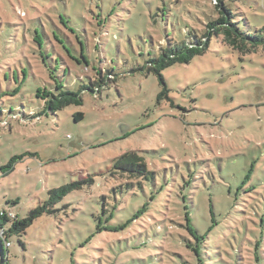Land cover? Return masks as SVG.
Returning a JSON list of instances; mask_svg holds the SVG:
<instances>
[{"label":"rangeland","instance_id":"1","mask_svg":"<svg viewBox=\"0 0 264 264\" xmlns=\"http://www.w3.org/2000/svg\"><path fill=\"white\" fill-rule=\"evenodd\" d=\"M220 3L264 37V0H0V167L26 156L0 171V210L24 219L94 180L12 234L7 264H264L263 46L214 35L163 71V96L146 72L168 41L206 34ZM52 75L76 93L106 86L54 114L38 97ZM130 151L154 177L114 170Z\"/></svg>","mask_w":264,"mask_h":264},{"label":"trees","instance_id":"2","mask_svg":"<svg viewBox=\"0 0 264 264\" xmlns=\"http://www.w3.org/2000/svg\"><path fill=\"white\" fill-rule=\"evenodd\" d=\"M220 7L221 17L208 25V31L206 34L199 37L198 35H191L185 41L174 42L168 41V46L162 49L161 55L158 58L151 59L148 62L146 69L147 73H154L158 76L161 84L164 86L163 93L160 96L165 95L168 90L163 77V71L176 64H189L195 57L203 55L210 47L211 40L214 35L222 36L223 41L231 48L236 50H248L249 48L256 49L259 46L264 48V37L259 35H251L244 33L238 24L234 21L233 13L227 9L224 4L218 5ZM110 78L111 74H107ZM56 83V92L48 90L39 91L38 97L45 101V110L51 113H57L58 111L70 106L81 105L83 99L81 93L83 91H90L92 93L99 92L105 85L104 79H100L96 84V88L83 87L79 93L73 92L65 87L55 75H52ZM82 113L76 116V120L83 118ZM26 157L25 155L14 157L8 165L0 167V171L7 175L14 170L15 163ZM114 170L117 173L127 174L130 177L139 181L140 178L148 179L154 177V174L149 171L144 157L135 151H130L122 154L118 157L113 165ZM94 180L84 181L81 183L67 184L58 189H53L49 193V199L42 206L34 209L30 212L27 218L20 219L13 212L6 210H0V257L1 264H7V256L4 250V245L9 243L8 238L12 234L22 235L30 227L35 219L39 218L45 213L52 212V208L56 203L63 200L70 193L80 190L83 184L91 185ZM143 208L140 212L145 210ZM187 229L190 234L196 239L198 243L205 240V236L200 235L198 230L192 225L190 221V215L187 213ZM199 254L198 249H194Z\"/></svg>","mask_w":264,"mask_h":264},{"label":"built area","instance_id":"3","mask_svg":"<svg viewBox=\"0 0 264 264\" xmlns=\"http://www.w3.org/2000/svg\"><path fill=\"white\" fill-rule=\"evenodd\" d=\"M6 245H7V246H9V245H10V243H7Z\"/></svg>","mask_w":264,"mask_h":264},{"label":"water","instance_id":"4","mask_svg":"<svg viewBox=\"0 0 264 264\" xmlns=\"http://www.w3.org/2000/svg\"><path fill=\"white\" fill-rule=\"evenodd\" d=\"M125 133V132H124Z\"/></svg>","mask_w":264,"mask_h":264}]
</instances>
